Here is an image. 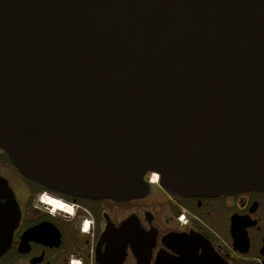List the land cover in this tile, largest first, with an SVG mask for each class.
Listing matches in <instances>:
<instances>
[{
    "label": "water",
    "instance_id": "1",
    "mask_svg": "<svg viewBox=\"0 0 264 264\" xmlns=\"http://www.w3.org/2000/svg\"><path fill=\"white\" fill-rule=\"evenodd\" d=\"M0 151L83 200L264 191V0H0ZM19 220L0 178V258Z\"/></svg>",
    "mask_w": 264,
    "mask_h": 264
},
{
    "label": "flooded vegetation",
    "instance_id": "2",
    "mask_svg": "<svg viewBox=\"0 0 264 264\" xmlns=\"http://www.w3.org/2000/svg\"><path fill=\"white\" fill-rule=\"evenodd\" d=\"M0 178L20 213L0 264H264V191L180 198L149 173L142 199L83 200L25 180L1 151Z\"/></svg>",
    "mask_w": 264,
    "mask_h": 264
},
{
    "label": "bare ground",
    "instance_id": "3",
    "mask_svg": "<svg viewBox=\"0 0 264 264\" xmlns=\"http://www.w3.org/2000/svg\"><path fill=\"white\" fill-rule=\"evenodd\" d=\"M156 177H157V176H156ZM153 181H154V183H156V182H157V179L155 178ZM47 202H48V201H47ZM50 204H51V205H53V204H54V205H57V203L55 204V203L50 202V201H49L48 204H46V205H50Z\"/></svg>",
    "mask_w": 264,
    "mask_h": 264
},
{
    "label": "rangeland",
    "instance_id": "4",
    "mask_svg": "<svg viewBox=\"0 0 264 264\" xmlns=\"http://www.w3.org/2000/svg\"><path fill=\"white\" fill-rule=\"evenodd\" d=\"M156 183H157V182H156ZM47 204H48V203H47ZM49 206H58V205H54V204H53V205H51V204H50Z\"/></svg>",
    "mask_w": 264,
    "mask_h": 264
},
{
    "label": "trees",
    "instance_id": "5",
    "mask_svg": "<svg viewBox=\"0 0 264 264\" xmlns=\"http://www.w3.org/2000/svg\"><path fill=\"white\" fill-rule=\"evenodd\" d=\"M6 156V155H5ZM6 158H7V156H6ZM8 159V158H7Z\"/></svg>",
    "mask_w": 264,
    "mask_h": 264
}]
</instances>
